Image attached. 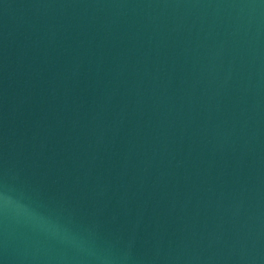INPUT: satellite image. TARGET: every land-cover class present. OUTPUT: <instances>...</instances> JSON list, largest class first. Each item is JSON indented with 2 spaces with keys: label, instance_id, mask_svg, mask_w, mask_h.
<instances>
[{
  "label": "water",
  "instance_id": "water-1",
  "mask_svg": "<svg viewBox=\"0 0 264 264\" xmlns=\"http://www.w3.org/2000/svg\"><path fill=\"white\" fill-rule=\"evenodd\" d=\"M0 264H264V0H0Z\"/></svg>",
  "mask_w": 264,
  "mask_h": 264
}]
</instances>
